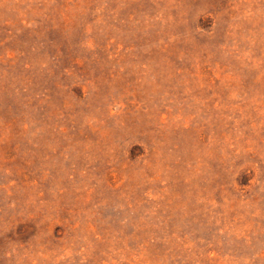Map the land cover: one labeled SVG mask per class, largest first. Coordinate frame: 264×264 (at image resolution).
<instances>
[{
  "label": "rangeland",
  "instance_id": "rangeland-1",
  "mask_svg": "<svg viewBox=\"0 0 264 264\" xmlns=\"http://www.w3.org/2000/svg\"><path fill=\"white\" fill-rule=\"evenodd\" d=\"M0 264H264V0H0Z\"/></svg>",
  "mask_w": 264,
  "mask_h": 264
}]
</instances>
